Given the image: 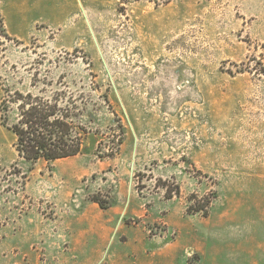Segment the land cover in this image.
Returning a JSON list of instances; mask_svg holds the SVG:
<instances>
[{
    "label": "rangeland",
    "instance_id": "rangeland-1",
    "mask_svg": "<svg viewBox=\"0 0 264 264\" xmlns=\"http://www.w3.org/2000/svg\"><path fill=\"white\" fill-rule=\"evenodd\" d=\"M27 2L0 98L60 81L89 133L30 163L0 124V264H264V0Z\"/></svg>",
    "mask_w": 264,
    "mask_h": 264
},
{
    "label": "trees",
    "instance_id": "trees-1",
    "mask_svg": "<svg viewBox=\"0 0 264 264\" xmlns=\"http://www.w3.org/2000/svg\"><path fill=\"white\" fill-rule=\"evenodd\" d=\"M4 36L8 37L5 33ZM44 71L52 72L51 69ZM46 79H33L32 88L25 91L5 87L0 98V124L13 134L17 156L30 163L79 154L89 133L77 98L64 87L59 88L58 85L64 86L60 81L53 83ZM108 154H113V147ZM200 201L190 204L189 208L199 212L207 207L209 202L204 204L203 200L200 204Z\"/></svg>",
    "mask_w": 264,
    "mask_h": 264
},
{
    "label": "crops",
    "instance_id": "crops-1",
    "mask_svg": "<svg viewBox=\"0 0 264 264\" xmlns=\"http://www.w3.org/2000/svg\"><path fill=\"white\" fill-rule=\"evenodd\" d=\"M27 1L26 0H9V2H7L5 7L3 9L2 8L0 9V12H2L4 15L7 13H13L14 15L20 16L22 15V13H25L27 11H33L34 9L32 5L30 6L29 2ZM29 258L33 259V257H29ZM34 258L37 259L38 261L37 256L36 257L34 256ZM101 261H99V259H96L95 264H99ZM100 264H118L116 260V249H113L111 251L109 250L105 258L103 259L102 263ZM122 264H129V263L127 262V260H124Z\"/></svg>",
    "mask_w": 264,
    "mask_h": 264
}]
</instances>
